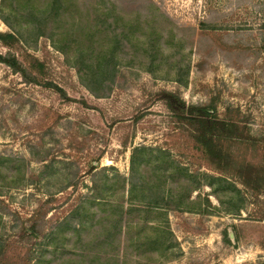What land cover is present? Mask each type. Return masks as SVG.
I'll return each mask as SVG.
<instances>
[{"label": "rangeland", "instance_id": "obj_1", "mask_svg": "<svg viewBox=\"0 0 264 264\" xmlns=\"http://www.w3.org/2000/svg\"><path fill=\"white\" fill-rule=\"evenodd\" d=\"M105 1L125 18L155 19L161 34L159 60L152 64L150 57L139 60L141 50L123 46L119 82L107 97L85 89L46 38L11 49L0 43V55L14 54L26 66L41 62L43 81L65 92L63 98L52 88L26 83L0 62L1 262L70 264L79 257L73 251L93 250H72L71 242L63 241L64 247L54 251L59 242L49 240L53 232L58 236V223L70 213H95V220L115 213L122 193L119 200L126 210V194L113 176L115 171L127 176L133 147L144 145L165 151L189 173L224 177L232 185L222 183L224 189L220 184V198L201 185L190 196L201 201L199 212L162 208L167 250L141 255L124 247L122 264L264 263V188L256 194L234 172L216 169L159 98L162 90L178 91L187 104L213 105L219 118L245 127L248 139L223 143L233 160L264 166V0ZM79 2L83 9L105 5L101 0ZM7 30L0 19V32ZM143 30L134 36L147 43ZM120 31L118 25L115 32ZM186 68L183 86L174 79ZM206 196L209 206L203 205ZM102 229L95 223L82 234L84 243ZM146 233L152 236L149 229ZM111 253L115 256V238Z\"/></svg>", "mask_w": 264, "mask_h": 264}, {"label": "trees", "instance_id": "obj_2", "mask_svg": "<svg viewBox=\"0 0 264 264\" xmlns=\"http://www.w3.org/2000/svg\"><path fill=\"white\" fill-rule=\"evenodd\" d=\"M101 1L105 4L102 6L103 9L96 7L83 9L79 0H0V19L8 29L0 32V43L11 49L16 44L36 43L39 38H46L64 56L66 63L76 70L85 89L95 97H107L113 85L119 82L120 52L123 46L128 43L132 49L141 50L142 56L139 60L144 61L145 57H150L148 64H152L158 59V53H161L159 52L161 34L154 25L155 19L149 17L140 21L141 16L125 18L115 11L114 3ZM109 18L113 22H108ZM117 24L121 28L119 35L115 32ZM142 29H145L141 34H144L147 43L134 36V33ZM170 40L165 42L168 44ZM142 61L139 62L143 63ZM0 62L20 74L26 83L42 84L65 98L62 89L49 81H43L44 67L41 62L34 60L26 66L11 53L0 55ZM187 74L186 68L182 76L175 77V82L184 86ZM159 98L173 113L175 120L186 128L201 148L203 156L216 169L234 172L241 184L256 194L263 190L264 166L246 162L236 163L223 145L229 140L248 139L244 133V126L240 127L238 122L232 119L219 118L211 104L206 106L187 104L178 91L162 90ZM1 160L2 158L0 164ZM113 178L118 181L119 189L126 194L125 202H128L126 210L122 202L120 203L119 194L115 201V213H103L102 217L96 220L95 213H70L58 223L55 231L58 236L52 235L54 232L51 234L53 237L49 242H59L54 251L64 247L65 241L71 242L72 250L85 247L93 249L86 254L73 251V255L79 257L73 258L70 264H122L121 248L124 247L125 251L130 248L141 255L147 252L166 251L168 222L162 208L176 211L193 209L199 212L201 201L190 200V196L193 192H198L201 185L209 187L216 197L218 196L216 190L220 184L224 189H227V186L223 184L232 185L224 177L209 178L189 173L165 151L144 145L133 147L128 175L121 176L115 171ZM232 188L238 192L235 187ZM207 196L203 202L205 206L210 205ZM121 197L123 199V193ZM111 207L113 206L109 204V208ZM111 209L108 211L113 212ZM150 210L158 213H149ZM239 210L240 208L237 211ZM136 211L142 213H134ZM135 218L138 220L133 222ZM155 218L157 222L154 223L152 221ZM95 223L102 225L103 229L84 243L82 234L90 233ZM64 225L67 228H63ZM148 229L152 232L151 237L146 233ZM60 230L66 233L61 234L58 232ZM69 232L71 238L67 237ZM114 238L115 256L111 253ZM124 239L127 240L126 245ZM3 252L0 242V264H4L1 262ZM39 263L37 260L33 264Z\"/></svg>", "mask_w": 264, "mask_h": 264}, {"label": "water", "instance_id": "obj_3", "mask_svg": "<svg viewBox=\"0 0 264 264\" xmlns=\"http://www.w3.org/2000/svg\"><path fill=\"white\" fill-rule=\"evenodd\" d=\"M229 234H231V232H229Z\"/></svg>", "mask_w": 264, "mask_h": 264}]
</instances>
